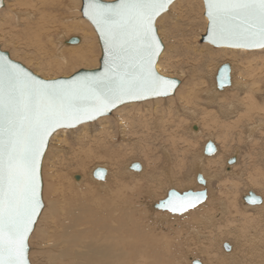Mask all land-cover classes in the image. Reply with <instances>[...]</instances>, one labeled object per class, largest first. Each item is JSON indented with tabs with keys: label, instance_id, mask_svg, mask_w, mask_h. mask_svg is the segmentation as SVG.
Wrapping results in <instances>:
<instances>
[{
	"label": "rangeland",
	"instance_id": "rangeland-1",
	"mask_svg": "<svg viewBox=\"0 0 264 264\" xmlns=\"http://www.w3.org/2000/svg\"><path fill=\"white\" fill-rule=\"evenodd\" d=\"M6 1L7 2L4 5L5 7H3L2 10L0 11V44L4 45L3 47L12 54L14 59H17L22 63L24 62V64L26 66H28L33 71L39 73L40 75H42L45 78H56V77H61V76H68V75H71L73 72L75 73V71L80 70V68H82V67L83 68H92V67H95L98 65V58L101 55V51H100L99 44H97L98 40L95 38V35H93V39H91V41L93 43V47H92L93 54L89 55V58L93 59L92 62H90V63H85V62L75 63V64H71L69 66H65L64 64H66V63L64 62V63H62L61 66H54V65H56L55 60L51 56L52 50L55 51L52 38H50V37L46 38L44 40L45 45H43L42 42H34L33 37L29 31V30L32 31V29H33L30 22L24 21L23 19L20 20V18H17V16L15 15L16 11H19V12L24 11L23 10L24 8L20 6V3H22L24 0H15V1L14 0H6ZM66 2L69 3V5L67 6L68 10L65 8V9H63L64 11L61 10L59 12H55L57 15L58 14H60L61 16L66 15L68 20H70L69 22H71V23L77 22L80 24L86 23L87 25H90L89 22L85 18H83L82 14L80 13L81 12L80 11L81 0H66ZM76 4H78V6ZM175 4L176 5L178 4L179 6L178 5L176 6ZM174 5H172L171 10H169L168 12H166L165 14L160 16L158 19V23H157L158 30L160 33V37L162 38L164 45H165L164 51L161 54L158 65L160 66V68H159L160 71L163 72L164 74L169 75V76L178 77V78H181L183 80V85H182V87L181 86L179 87L178 94L173 95V96L168 97V98H158V99L147 100V101L139 102V103L125 104V105L119 107L118 109H116L115 111H113L114 114L112 113V115L103 118L104 120L101 119V120H98V121L93 122V123L85 124L84 126H80L78 128H75V129H68V130L65 129L66 131H64V130L58 131L56 133V136H54L52 138V142L50 143L49 148L47 150V153L45 155V158L43 160V180H44L43 198H44L45 206L47 204V208L51 211V210H55V209L56 210L63 209V208L65 209L66 206H68V204L66 202L67 197L70 195V193L73 194L74 192L75 193L77 192L76 193L77 195H79V194L81 196L84 195L85 198L89 199V200L93 199V198L99 199V197H100V200H97L98 201L97 204L101 208L106 207V203H108V202L110 203V199L112 200V198H113V201L115 200L114 203H117V206H118L119 204L123 203L122 201L125 200L124 197L126 198L127 195H128V197H131V196L134 197L135 195H137V198L139 197L140 201H142V203L140 204L139 199H138L136 201V203L133 202V203L129 204L131 206V208L134 210V213L132 211V213L127 214L129 216V220L131 221L132 226H133V228L129 229V231H128V235H131V238H133V239H131L130 244L133 247H136V249H139V247H140L141 249H139V250H141V252H143V254H151L152 255V253H154L155 255L153 254L152 256L155 258H159L161 260V264H190V261H192L191 257L203 258V256L198 253L199 251L193 252L195 250V248H194L195 245H197V243H196L197 238L191 232V228L193 226H195V228L199 227L198 223H197V221H195L194 223H191L192 220H189L190 216H186V215L191 214L195 210H193L192 212L185 213V214H175V213H172L170 211H162V210L156 208L155 212L158 211V213H155V212L154 213H155L156 217H158V218H156L155 216H152V214H154V213L152 211V208L151 209L148 208L149 207L148 204L151 201H153L154 199L158 200V201L163 200L168 194L166 192V189L170 187L171 183H169V181H167L168 179L167 180L162 179L163 180L162 185H161V183L160 184L153 183L154 181H152V183H151V181H149V176L151 177L152 174H154V175L156 174V176H158L157 174H158V172H160V169L164 170L166 168L165 164L171 163V166L174 170V174L176 173L175 175L178 176L180 180H182L181 181L182 185L179 186L180 191L188 190L189 188H192L194 191L204 190L205 188H208V190H207L208 194H209L208 199H211L212 202H215L216 200L219 201V200L226 198V197L229 198L230 194L236 195V197L238 198V201L241 202V197L245 194V192L247 191L248 188H249V190H254L257 193L264 195V177L259 176V174L261 172L259 170H263L261 174H264L263 173L264 172V148H263L264 147V135H263L264 129H262L261 132H256L253 135L254 137H251L248 139L244 133L240 135V133H239L240 128L238 126L233 127L234 129L232 128L231 130H229V133L225 134V130L222 129V127H223L222 123L225 124V123H227L226 120H228V119H226L227 115L225 112V110H226L225 106L221 107L222 109L224 108L223 111L225 114V116H222V112H219L221 110H220V107L218 104H215V102L212 104H208V105L205 104V99H206L205 97H207L206 90H208L210 88V85L215 82V80H216L215 79V76H216L215 72H217V70H218L217 68L221 64L228 62V60H229V62H232L233 64L235 63L233 60H235L237 62V63H235L234 66H235V76L237 77V79L239 78L238 79L239 82L241 79H243V75L246 74V72H245L246 69L244 66H248V68H250V71L252 73L255 72L254 76L258 77V79L260 81V84L258 87L261 89V91H259V93H258L260 95L259 96L260 102L264 101V73H263L264 70H262L264 68V49L257 51L255 53V55H256V57H255V55L252 54L251 52H244V51L243 52L242 51L233 52V51H229L228 48H226V49L225 48H216L211 44L209 45L206 43H202L200 41L201 35L204 34V32L206 30V26H207V19L204 16V12H203L204 11L203 0H194V1L190 0V2L189 1L185 2V0H177L174 3ZM70 6L72 8L76 7L77 9L73 8L75 10H73V9L71 10ZM180 7H181V9H180ZM18 8H21V9L18 10ZM169 12L172 14L169 15L170 14ZM34 18H35V16H34ZM34 21H36V19ZM27 25H28V27H27ZM27 30H28V34H26ZM78 34H79V36H81V31L64 30L63 34H60L61 36L59 38H62L63 36L66 37L69 35L75 36ZM93 34H94V31H93ZM55 38H57V37H55ZM47 48H50V49L48 50ZM44 49L46 50L47 53H49L48 55H46L44 53V51H45ZM233 53H235L236 56L238 54L239 55L237 57H235V56H233ZM228 54L230 55V57H228L229 56ZM248 56H249V58H248ZM257 57H258V59H257ZM56 58H58V57H56ZM240 60H242V61H240ZM261 61H263V62H261ZM244 62H245V64H243ZM250 62H251V64H250ZM57 64H59V63H57ZM249 64L252 66L254 65V66L251 67ZM50 65L53 67L50 68L49 67ZM260 66L263 68H261ZM252 69H254V70H252ZM243 70H244V72H243ZM256 72L259 74H256ZM232 91H233V93L235 92L234 93L235 95L232 93ZM232 91L229 92V95H231L232 97L230 96L227 99L220 100V101L221 102L222 101L223 102L224 101H230V100H232L233 97H234L233 99H236V97H238L239 95L244 96L243 95L244 92H242L240 89H238V91H237V89L232 90ZM190 92H192L191 97L192 98L194 97L193 99H190V104H189V107H191L190 110H194L195 108L197 111L201 110V111H199V115L197 112L195 117H192L190 110L188 108L186 110L185 107H187V106H184L186 101L188 100ZM199 92H201L202 94ZM223 93H228V91H224ZM236 93L239 95L237 96ZM179 96H180V98H181V96H184L181 98V100L184 99V101H181ZM199 98H200V100H199ZM195 103L196 104L199 103V104L196 106ZM193 104H194V107H193ZM201 105H202V108H201ZM203 106L206 107V111L203 110V108H204ZM122 107H124V108H122ZM181 107H183V109ZM123 109H127V114H126V111L125 112L122 111ZM166 109H168V110H166ZM130 110H132V111L130 112ZM183 110H184L185 114H183V112H182ZM178 111H181L180 112L181 114ZM185 111L186 112L188 111L187 113H190V115L187 114ZM128 112H129V114H128ZM144 112H145V116H144ZM210 112L213 113V115H209L208 113H210ZM131 113H133V114H131ZM137 113L139 115L140 114L142 115V116L140 115L141 118H140V116H138ZM207 114H208V117H206L205 119H201L202 118L201 116H207ZM127 115H129L131 117H128ZM169 115H170V117H169ZM179 115H181V117ZM215 115H217V118L215 117ZM209 116H210V121H212V123L214 125H216L217 123L220 125V126L217 125L216 129H215V126H213V125L209 124L211 127L209 125L208 126L210 129L211 128L213 130L215 129V132L216 131L218 132L219 135L216 133L215 137L218 136L220 139L218 137L217 138L212 137V139L216 140V141L218 140L217 144L220 145L219 147L222 148L221 153L222 152L223 153L219 154L221 157L218 155L217 158L215 157V158L210 159V160H209V158L205 159L204 168H205L206 172L212 178H211V182L208 185H203L198 181V179L196 181H194L193 176L195 174V169L191 170L192 169L191 167H192V163H193L192 161L197 156L196 154H198L199 152H200V154L203 153V147H204L203 144L205 143L206 138L208 136V131L206 130V127H207L206 126V122H207L206 120L209 118ZM218 116H220V118ZM127 117H128V119H127ZM145 117L147 118V120L145 119ZM133 118H134V121H133ZM137 118H140V119L137 120ZM108 119H109V121H106ZM118 119H119V121H118ZM178 119H179V121H178ZM199 119H201V121ZM129 120H130V122L133 121L130 124L135 126L134 128L137 129L136 131H132V130L130 131L129 127H127V125H129ZM143 120H146V122H144ZM181 120L182 121L184 120V121L180 122ZM214 120H215V122H214ZM104 122H105V124H104ZM179 122L183 124L181 127H178L175 125V124H178ZM195 122H198V123L201 122L200 124H202L203 126L205 125L203 127V129L205 130L204 131L205 135L202 133L201 137H197L194 135L192 137L190 136L191 133L188 130L193 125L196 124ZM99 123H101V124H99ZM136 124H137V126H136ZM108 125H110V127ZM102 129L104 132L102 131ZM104 129L105 130L107 129L106 130L107 134L105 133ZM237 131H238V133H237ZM131 132H132V134H130ZM171 132H172V134H171ZM100 133H102L101 137L99 136ZM139 133L140 134L142 133V135H140ZM109 134H111V135H109ZM106 135H108V136H106ZM172 135H174V137ZM103 136H106V137H103ZM97 137L101 138L103 140H101V139L99 140V139H97ZM79 138H80V140H79ZM173 138H175V139H173ZM171 139H173V140H171ZM253 139H254V141H253ZM110 140L112 142V143L110 142L111 144L109 143ZM189 140L191 143L189 142ZM102 141H104V142H102ZM133 142L135 143V145L132 144ZM141 142H142V144H141ZM100 143L102 144L103 147L105 145V147H106L105 149H107L108 151L110 149V152H112V153L116 154V152L118 153L119 150H120V153L122 151V153L120 154V158L116 159V157H119V155L116 154L115 157H112L110 159H103V160L101 159L102 160L101 162H100V160H97V159H99L98 157L100 155L98 153L101 152V154L103 155V153L105 151V150H103L102 146L100 149L98 148ZM105 143L108 145L106 146ZM131 144H132V147L129 148V146H131ZM222 144H224V145H222ZM119 145L121 147H119ZM147 146L149 147V149L146 151V153H144L143 150L147 149ZM87 147H88V149H87ZM94 147H96V148H94ZM156 147H157V149H156ZM90 148H91V150H90ZM237 148H239L240 152L242 150V153H241L242 154L241 155L242 160L240 159L241 160L239 163L240 165L237 164L235 166L236 167L235 173H237V171L241 170V171H239L238 174L235 175L234 173H232V174L230 173L232 169L226 170V167H227V164H226L227 158L226 157L228 156L230 158L231 156H233ZM94 149L95 150L97 149V151H96V152H98L96 154L97 156H95L96 152ZM132 149H134V151ZM166 149L169 150L171 155H167V153L165 151ZM124 150H125V152H124ZM135 150H137V151H135ZM80 152H81V154H80ZM93 152H95V153H93ZM147 153H148V155H147ZM81 155H82V157H81ZM87 156H88V158H86ZM92 156H93V158H92L93 160L91 159ZM100 157H101V155H100ZM114 158H115L117 163L114 162L115 161ZM81 159L83 161L88 160V162L86 164V167H87L86 170H83L79 166L77 167L76 161H79ZM118 159H120L119 163H118ZM215 159L217 161H215ZM82 160H81V162H82ZM104 160H106V162H104ZM107 160H109V162ZM110 160H112V161H110ZM129 160L130 161L135 160V161H139V162H145L146 172L143 175H139V176L127 177V175H126L125 178H127V180L124 178L125 179L124 182L126 181L127 184L125 182V185L123 187H121L120 190L117 187L115 188L116 183H115V180L113 179L114 176L109 181L110 185L103 187L104 189L103 188L101 189L102 186L95 183L89 177L90 176L89 172H90L91 168L93 166H95L96 164L98 165V163L100 164L103 162V163L107 164L108 166L110 165L111 167L110 166L109 167L111 168V170H113V175H115L117 170H118L117 172L123 171L122 165H125V163L128 162ZM207 160L209 162L210 161L211 162L208 163ZM256 161L259 163V165H257L258 163ZM181 162H182V164L185 162V164H184L185 166H182ZM118 164H119V166H118ZM253 166H254V168H253ZM237 168H239V169H237ZM248 171H250V172H248ZM151 172H152V174H151ZM253 172L255 174H253ZM76 173L83 176V179H82L83 182L81 185L72 186L73 187L72 188V187H70V182L72 181V179L74 181H76L73 177L74 174H76ZM148 173L150 175H148ZM256 173H257V175H256ZM239 174H241L242 176H240ZM248 176H251L252 180H250V177H248ZM161 177L164 178L163 176H161ZM258 178H259V180H258ZM111 181H113V182H111ZM128 181L130 184L128 183ZM183 181H184V183H183ZM253 181L255 183H253ZM164 183H165V185H164ZM133 184H136V185H134V187L131 188L133 186ZM188 184L191 186L189 187ZM82 185H85V186H82ZM126 185H128L127 186L128 189H127ZM129 187L131 189H129ZM106 188H108V189H106ZM123 188H125L127 190L124 189V191H123ZM152 188H154L153 192L155 193V195H153L151 197L150 196L151 194H149V190H152ZM134 189H135V191H134ZM110 190H111V192H110ZM122 191H123V195H121ZM117 196L119 199L121 198L120 201H118ZM211 196H212V198H211ZM101 198H103V199H101ZM230 198H231V196H230ZM65 202H66V204H65ZM100 202L102 205L100 204ZM206 202L204 203V205H200L199 207L195 208V209L199 210V211H197L198 215L196 214L197 215L196 219L198 221L200 220V218L201 219L203 218L202 216L205 217V215H207L205 213H211L210 212L211 210L209 211L208 210L209 208H206V206H207ZM62 203H64V204H62ZM151 203H153V202H151ZM142 207H143V209H142ZM64 209L61 210L62 211L61 212L62 217L67 212V209H66V211ZM136 209H137V211L139 209V212H137ZM251 213H254V211H251ZM48 216L49 215H47V216L45 215V220H42V218H41V220H40L41 222H39L38 228L36 230H34L35 232H33V234L31 235V238H30V247H31L30 259H31V262L33 264H64V263L66 264L67 262L70 261L71 257L66 256L65 258H63L61 256H58L59 248L56 245H54V243L60 244L62 239L58 238L57 240H53V239L50 240L49 238H47V235L44 233L45 229H47L49 227L48 225H49L50 218L48 219ZM152 217H154V218H152ZM136 218H138V219H136ZM65 219H66V215H65ZM134 219H136V220H134ZM257 219H262L260 217V214L257 216ZM62 220H64V219L62 218ZM154 220H155V222H154ZM162 222H164L165 224L164 223L161 224ZM243 222H245V221H243ZM226 223H228V222H226ZM169 224H171V225H169ZM187 224H189V225H187ZM142 225H144V226H142ZM156 225L158 228L156 227ZM224 225H228V224H223V226ZM151 226L153 227V229ZM231 226H233V224H231ZM134 228H135V230H133ZM148 228H150V229H148ZM139 229H141V230H139ZM146 229H148V230L146 231ZM39 230H40V232H39ZM156 230H158V231L156 232ZM250 230L253 232L256 231L255 230V224H251ZM201 231L203 232V229ZM98 233H103L104 236H106L108 234L107 229L103 228V227H101V228L98 227L96 235ZM138 235H139V237H138ZM164 235H165V238L171 237V240L174 242H172L171 246H169L165 243L167 245V247L162 248L163 250L158 252V250H155V249L160 248V246L157 245L158 243L153 244V246L151 247V244L149 242H150V240H152V238L157 237V236H158L157 238L162 237L164 239ZM197 237H198V235H197ZM100 238H102V237H100ZM138 238H139V241H138ZM172 238H174V239H172ZM96 239H98V238H96ZM140 239L142 241L145 239V241H143V242L146 245L148 244L150 246L148 247V245L146 246L145 244H143V242H141ZM229 239L230 238L224 239V240L226 242H231L233 240V239H230V240ZM220 241L221 240L218 239L216 242H213V241H210V239H208V238H207V240L204 239L202 236L199 239L198 245L199 246L200 245H207V242H208V246H204L205 250L204 249L203 250L205 251L204 253H206V252H207V254L211 253L210 255L208 254L209 256H211L217 251H219V254H220V250H221ZM203 242H204V244H203ZM209 242H210V244L212 243L211 244L212 246H214V249H211V251H210V249H208V247L210 246ZM136 243H138V244L136 245ZM142 245L144 246V248L142 247ZM157 246H159V247H157ZM218 247H220V248L218 249ZM147 250H149L150 253H147ZM134 251L136 252V250L133 249V251H132L133 253L132 252L131 253L135 255ZM135 256H137V254ZM204 258L206 259V256H204ZM57 259H60L63 261L61 262V261H58ZM137 259H139V257ZM148 260L152 261L153 259L148 257ZM54 261H56V263H53ZM130 263L133 264L132 261H130Z\"/></svg>",
	"mask_w": 264,
	"mask_h": 264
},
{
	"label": "bare ground",
	"instance_id": "bare-ground-1",
	"mask_svg": "<svg viewBox=\"0 0 264 264\" xmlns=\"http://www.w3.org/2000/svg\"><path fill=\"white\" fill-rule=\"evenodd\" d=\"M15 1V0H14ZM111 1V0H109ZM177 1V0H176ZM175 1V2H176ZM186 1H189L190 0H185ZM194 1V0H193ZM6 0H4V5L6 4ZM68 2V1H67ZM66 0H24L22 3H20V6L23 7L24 11H16L15 12V15L17 16V18H20V20H24V21H29L30 24L32 25L33 29L32 31H30V34L32 35L33 37V41L34 42H42L43 45H45V39L50 37L52 38V41L54 43V49L55 51L52 50V57L53 59L55 60V64L54 66H61L62 63H66L64 64L65 66H69L71 64H75V63H81V62H85V63H90L92 62L93 59H90L89 58V55L93 54V51H92V47H93V43L91 41V39H93V35H95V38L98 40V43L99 46H100V42H99V38H98V35L94 29V27L92 26V24L89 22L90 25H87L86 23L84 24H80V23H71L69 22L70 20H68V18L66 17V15H60V14H56L55 12H59L63 9H67V6L69 5V3H67ZM174 2V3H175ZM174 3L172 5H174ZM78 6V4H76ZM172 5L170 6L169 10H171V7ZM176 5V4H175ZM174 5V6H175ZM178 5V4H177ZM176 5V6H177ZM179 6V5H178ZM5 7V6H4ZM71 7V6H70ZM81 7H82V0H81ZM73 8H76V7H73ZM71 7V10L73 9ZM80 8V7H79ZM11 9V8H10ZM21 8H18V10H20ZM70 9V8H69ZM77 9V8H76ZM178 9V8H177ZM181 9V7H180ZM2 10V8L0 9V11ZM68 10V9H67ZM75 10V9H73ZM168 10V11H169ZM12 11V10H11ZM64 11V10H63ZM80 11H81V8H80ZM167 11V12H168ZM175 11V10H174ZM205 12V8H204V11ZM81 13V12H80ZM170 13V12H169ZM5 14V13H4ZM82 14V13H81ZM172 13H170L169 15H171ZM180 15V14H179ZM35 16V18H34ZM181 16V15H180ZM205 16V14H204ZM36 19V21H34ZM159 19V18H158ZM207 19V18H206ZM80 20V19H79ZM86 21V22H87ZM81 22V21H80ZM157 23H158V20H157ZM207 24H208V19H207ZM91 26V27H90ZM28 27V25H27ZM158 27V25H157ZM206 29H207V26H206ZM64 30H75V31H81V36L78 35H75L76 37H79V42L77 43H69V40L73 37L72 35H69V36H66V37H62V38H59L61 35L60 34H63V31ZM93 31H94V34H93ZM206 33V30L205 32ZM26 34H28V30L26 31ZM66 35V34H65ZM160 35V33H159ZM2 37V36H1ZM57 37V38H55ZM14 42V41H13ZM208 44V43H206ZM202 45V44H201ZM204 45V44H203ZM210 45V44H209ZM2 49L3 50H6L2 45ZM205 48V47H204ZM218 48V47H216ZM220 48H223V47H220ZM225 48V47H224ZM48 50L50 48H47ZM226 49V48H225ZM264 49V48H263ZM263 49H259V50H246V49H234V48H228L229 51H244V52H251L252 54L255 55V53L257 51H260V50H263ZM45 50V49H44ZM47 50V51H48ZM223 50V49H222ZM8 51V50H7ZM100 51H101V46H100ZM209 51V50H208ZM224 51V50H223ZM10 53V52H9ZM44 53L46 55H48L49 53L46 52V50L44 51ZM163 53V52H162ZM226 53V52H225ZM11 54V53H10ZM221 54V53H220ZM227 54V53H226ZM238 54V53H237ZM263 54V53H262ZM229 55V54H228ZM239 55V54H238ZM237 55V56H238ZM101 56H102V51H101V55L99 56L98 58V65L95 66V67H92V68H80L81 69H95V68H98L100 67V59H101ZM227 56V55H226ZM233 56L237 57L235 53H233ZM252 56V55H251ZM258 56V55H257ZM262 56V55H261ZM11 57L13 58L12 54H11ZM58 57V58H56ZM161 57V56H160ZM230 57V55L228 56ZM256 57V55H255ZM164 58V57H163ZM206 58V57H205ZM243 58V57H242ZM249 58V56H248ZM253 58V57H252ZM14 59V58H13ZM202 59V58H201ZM217 59V58H216ZM230 59V58H229ZM258 59V57H257ZM256 59V60H257ZM17 60V59H15ZM232 60V59H231ZM245 60V59H244ZM19 61V60H18ZM235 63H237L235 60H233ZM242 61V60H240ZM94 62V61H93ZM229 62V60H228ZM263 62V61H261ZM59 63V64H57ZM235 63L233 64L232 62H230L231 64V85L230 86H226L224 89L220 90L218 89L217 87V83H216V80L214 83H212L210 85V88L208 90H206V95L207 97H205V104H212L215 102V104H218L219 107H220V110L219 112H222V116H225L224 114V111L223 109L221 108L222 106H225V112H226V120L227 123H222L223 127L222 129L225 130V134L226 133H229V130H231L233 127H239L240 130H239V133L240 135L241 134H245V136H247V139L248 138H251V137H254L253 135L256 133V132H261L262 129H264V101L260 102V95L258 94L259 91H261L259 87V84H260V81L258 79V77H255L254 76V73H252L250 71V68H248V66H244L245 67V72L246 74L243 75V79L240 80L239 82V78L237 79V77L235 76ZM24 64V62H23ZM52 64V63H51ZM93 64V63H92ZM245 64V62L243 63ZM251 64V62H250ZM249 64V65H250ZM262 64V63H261ZM251 67H253L252 65H250ZM50 68L53 67V66H49ZM243 67V66H242ZM261 67V66H260ZM160 66L157 65V69L160 71ZM219 68V67H218ZM217 68V69H218ZM263 68V67H261ZM254 70V69H252ZM264 70V68L262 69ZM79 71V70H78ZM78 71H75L78 72ZM161 72V71H160ZM244 72V70H243ZM261 72V71H260ZM34 73L40 75L39 73L35 72ZM163 73V72H162ZM217 73V72H215ZM242 73V72H241ZM264 73V72H263ZM74 72L71 74L73 75ZM164 74V73H163ZM244 74V73H243ZM256 74H259L256 72ZM255 74V75H256ZM71 75H68V76H64V77H69ZM42 76V75H40ZM169 76V75H168ZM43 77V76H42ZM171 77H174V76H171ZM45 78V77H44ZM216 78V76H215ZM46 79H50V78H46ZM181 79V78H180ZM183 85V80L181 79V83L180 85L177 87L175 93L173 95H177L178 94V89L179 87L181 86L182 87ZM230 88V89H229ZM263 88V87H262ZM229 89V90H228ZM238 91V89H240L242 92H244V96H241L239 94H237L238 97H236V99H233L230 100V101H220V100H225L227 99L228 97H230L231 95H229V92H231L232 90H236ZM192 91V90H191ZM195 91V90H194ZM224 91H228V93H223ZM201 93V92H199ZM233 93V91H232ZM235 93V92H234ZM233 93V94H234ZM181 94V93H180ZM202 94V93H201ZM228 94V95H227ZM241 94V93H240ZM172 95V96H173ZM192 95V92H190L189 94V97H188V100L186 101L185 105L184 106H187L185 107V109L187 110V108L190 110L191 107H189V104H190V99H193L191 97ZM235 95V94H234ZM171 97V96H170ZM184 97V96H181V98ZM232 97V96H231ZM180 98V96H179ZM180 98V100H181ZM204 98V97H203ZM231 99V98H230ZM195 100V99H194ZM193 100V101H194ZM198 100V99H197ZM196 100V101H197ZM200 100V98H199ZM181 101H184L181 100ZM192 101V102H193ZM204 101V100H203ZM199 102V101H198ZM136 103V102H134ZM139 103V102H138ZM200 103V102H199ZM198 103V104H199ZM128 104H131V103H128ZM198 104L195 103V105L197 106ZM176 106V105H175ZM183 106V107H184ZM183 107H181L183 109ZM193 107H194V104H193ZM200 107V106H199ZM198 107V108H199ZM203 110L206 111V107L203 106ZM124 108V107H122ZM197 108V109H198ZM201 108H202V105H201ZM118 109V108H117ZM138 109V108H137ZM164 109V108H163ZM173 109V108H172ZM171 109V110H172ZM184 109V110H185ZM194 109V108H193ZM143 110V109H142ZM149 110V109H148ZM168 110V109H166ZM170 110V109H169ZM184 110L182 111L183 114L184 113ZM188 110V111H189ZM115 111V110H114ZM123 112L126 111V114H127V109H123L122 110ZM132 110H130L131 112ZM154 111V110H153ZM157 111V110H156ZM187 111V112H188ZM192 111V112H191ZM201 111V110H199ZM199 111L196 110V108L194 110H190V113H191V116L192 117H195V115L197 114L198 112V115H199ZM155 112V111H154ZM172 112V111H171ZM179 113L181 111H178ZM186 112V111H185ZM186 112V113H187ZM208 112V111H207ZM114 114V112H112ZM156 113V112H155ZM190 113H187L190 115ZM211 113V112H210ZM208 113L209 115H213V113ZM216 113V112H215ZM129 114V112H128ZM133 114V113H131ZM135 114V113H134ZM138 114V113H137ZM147 114V113H146ZM149 114V113H148ZM171 114V113H170ZM178 114V113H177ZM176 114V115H177ZM181 114V113H180ZM205 114V113H204ZM208 114L207 116H201L202 118L201 119H205L206 117H208ZM141 115V114H140ZM138 114V116H140ZM161 115V114H160ZM128 117H131L129 115H127ZM136 116V115H135ZM142 116V115H141ZM140 116V118H141ZM144 116H145V112H144ZM143 116V117H144ZM164 116V115H163ZM173 116V115H172ZM181 117V115H179ZM186 116V115H185ZM127 117V119H128ZM137 117V116H136ZM148 117V116H147ZM170 117V115H169ZM178 117V116H177ZM189 117V116H188ZM215 117L217 118V115H215ZM220 118V116H218ZM105 117H102L98 120H101ZM115 118V117H114ZM140 118H137L140 119ZM200 118V117H199ZM145 119L147 120V118L145 117ZM155 119V118H154ZM195 119V118H194ZM201 119H199L201 121ZM209 119V120H208ZM206 121V130L208 131V136L206 138V141L205 143L203 144V153L200 154V152L198 154H196L197 156L194 158V160L192 161V169L191 170H194L195 169V174L193 176V179L194 181H196L198 178V174L199 173H202L204 178L206 179V184L205 185H208L210 182H211V176L206 172L205 168H204V161L205 159H213V158H217V156L221 153V147H219L220 145L217 144V141L216 140H213L212 137L214 138H217L218 136L215 137V134L218 132L216 131L215 132V129L217 128V125H219L218 123L216 125H214L212 123V121H210V116ZM97 120V121H98ZM104 120V119H103ZM136 120V119H135ZM146 120H143L144 122H146ZM152 120V119H151ZM172 120V119H171ZM197 120V119H196ZM216 120V119H215ZM214 120V122H215ZM106 121H109L106 120ZM119 121V119H118ZM133 121H134V118H133ZM131 121V122H133ZM179 121V119H178ZM184 121V120H183ZM182 120L180 122H183ZM219 121V120H218ZM96 122V121H95ZM100 122V121H99ZM103 122V121H102ZM130 120H129V125H127V127H129V130L131 131H136L137 129H135L134 125L130 124L131 123ZM148 122V121H147ZM171 122V121H170ZM178 123V124H175L176 126L178 127H181L183 124L182 123ZM98 123V122H97ZM128 123V122H127ZM196 124L193 125L188 131L191 133L190 136L192 137L193 135L194 136H197V137H201L202 133L204 134V129L202 124L198 123V122H195ZM101 124V123H99ZM103 124V123H102ZM105 124V122H104ZM135 124V123H134ZM213 125L215 126V129L213 130L212 128L210 129L209 126L210 125ZM85 125V124H84ZM82 125V126H84ZM209 125V126H208ZM110 127V125H108ZM124 126V125H123ZM133 126V127H132ZM137 126V124H136ZM220 126V125H219ZM107 127V126H106ZM118 127V126H117ZM211 127V126H210ZM102 128V127H101ZM132 128V129H131ZM125 129V128H124ZM177 129V128H176ZM180 129V128H179ZM234 129V128H233ZM105 130V129H104ZM107 130V129H106ZM106 130H105V133H106ZM167 130V129H166ZM236 130V129H235ZM66 131V130H64ZM103 131V129H102ZM101 131V132H102ZM104 132V131H103ZM108 132V131H107ZM114 132V131H113ZM120 133V132H119ZM134 133V132H133ZM174 133V132H173ZM224 133V132H223ZM238 133V131H237ZM101 134L100 133V137H101ZM107 134V133H106ZM123 134V133H122ZM132 134V132L130 133ZM129 134V135H130ZM138 134V133H137ZM140 134V133H139ZM147 134V133H146ZM172 134V132H171ZM175 134V133H174ZM182 134V133H181ZM262 134V133H261ZM111 135V134H109ZM142 135V133L140 134ZM151 135V134H150ZM167 135V134H166ZM205 135V134H204ZM219 135V134H218ZM221 135V134H220ZM223 135V134H222ZM264 135V134H263ZM56 136V134L54 135ZM53 136V137H54ZM108 136V135H106ZM106 136H103V137H106ZM132 136V135H131ZM146 136V135H145ZM174 137V135H172ZM182 136V135H181ZM226 136V135H225ZM204 137V136H203ZM222 137V136H221ZM228 137V136H227ZM124 138V137H123ZM196 138V137H195ZM219 138V137H218ZM83 139V138H82ZM97 139H101V138H98ZM107 139V138H106ZM111 139V138H110ZM175 139V138H173ZM171 139V140H173ZM220 139V138H219ZM80 140V138H79ZM91 140V139H90ZM103 140V139H101ZM109 140V139H108ZM125 140V139H124ZM128 140V139H127ZM142 140V139H141ZM165 140V139H164ZM188 140V139H187ZM213 141L217 147V151L214 153V154H211V155H208L205 153V145L209 142V141ZM89 141V140H88ZM97 141V140H96ZM137 141V140H136ZM135 141V142H136ZM144 141V140H143ZM254 141V139H253ZM252 141V142H253ZM51 142H52V139H51ZM50 142V143H51ZM81 142V141H80ZM104 142V141H102ZM107 142V141H106ZM111 142V140L109 141V143ZM127 142V141H126ZM138 142V141H137ZM147 142V141H146ZM163 142V141H162ZM173 142V141H172ZM185 142V141H184ZM190 142V140H189ZM85 143V142H84ZM87 143V142H86ZM108 143V142H107ZM112 143V142H111ZM110 143V144H111ZM128 143V142H127ZM191 143V142H190ZM219 143V142H218ZM223 143V142H222ZM88 144V143H87ZM96 144V143H95ZM99 144V143H98ZM104 144V143H103ZM106 144V143H105ZM132 144L135 145V143L133 142ZM132 144L130 147H132ZM137 144V143H136ZM142 144V142H141ZM189 144V143H188ZM187 144V145H188ZM196 144V143H195ZM83 145V144H82ZM94 145V144H93ZM108 144H106L107 146ZM128 145V144H127ZM149 145V144H148ZM157 145V144H156ZM159 145V144H158ZM224 145V144H222ZM92 146V145H91ZM96 146V145H95ZM102 144L100 143L99 145V149L101 148ZM190 146V145H189ZM255 146V145H254ZM253 146V147H254ZM103 147V146H102ZM119 147H121L119 145ZM134 147V146H133ZM136 147V146H135ZM230 147V146H229ZM261 147V146H260ZM49 148V147H48ZM79 148V147H78ZM96 148V147H94ZM105 145L103 147V150L104 153L103 155L97 151V149L95 150V156H97L96 154H100L99 155V159L97 160H100V162L103 160V159H110L112 157H115V155H119V157H116L117 158H120V150L119 152L116 154L115 153H112L110 152V149L109 151L107 149H105ZM151 148V147H150ZM166 148V147H165ZM228 148V147H227ZM242 148V147H241ZM264 148V147H263ZM88 149V147H87ZM123 149V148H122ZM144 149V148H143ZM149 149V147L147 146V149H144L143 152L146 153V151ZM152 149V148H151ZM157 149V147H156ZM238 149V150H237ZM234 155L231 156L230 158L227 156L226 158V164H227V167H226V170H231V174L234 173L235 175L239 173V171L236 172V165L240 163V161L242 160L241 159V153H242V150L240 152L239 148H237ZM48 150V149H47ZM91 150V148H90ZM130 150V149H129ZM134 151V149H132ZM228 150V149H227ZM112 151V150H111ZM114 151V150H113ZM132 151V152H133ZM137 151V150H135ZM167 155H171L169 150L166 149L165 150ZM125 152V150H124ZM176 152V151H175ZM190 152V151H189ZM47 153V152H46ZM84 153V152H83ZM136 153V152H135ZM153 153V152H152ZM223 153V152H222ZM221 153V154H222ZM78 154V153H77ZM81 154V152H80ZM200 154V155H199ZM204 154V155H203ZM46 155V154H45ZM129 155V154H128ZM135 155V154H134ZM145 155V154H144ZM148 155V153H147ZM227 155V154H226ZM74 156V155H73ZM78 156V155H77ZM80 156V155H79ZM205 156V157H204ZM220 156V155H219ZM82 157V155H81ZM90 157V156H89ZM221 157V156H220ZM219 157V158H220ZM223 157V156H222ZM45 158V157H44ZM80 158V157H79ZM88 158V156L86 157ZM93 158V156L91 157V159ZM95 158V157H94ZM192 158V159H193ZM102 159V160H101ZM241 159V160H240ZM82 160V159H81ZM81 160L79 161H76L77 163V167H81L83 170H86V164L88 162V160ZM93 160V159H92ZM115 160V158H114ZM119 160L118 159V163H119ZM185 160V159H184ZM109 162V160H107ZM112 161V160H110ZM208 161V160H207ZM215 161H217L215 159ZM255 161V160H254ZM99 162V161H98ZM104 162H106V160H104ZM116 162V160L114 161ZM133 162H139V161H128L125 163V165H122V168H123V171L122 172H117L116 171V176L113 175V170H111V166L109 167L107 164L105 163H98V165L96 164L95 166H93L89 172V177L91 180H93L95 183H97L98 185H101V189L103 187H106L107 185L109 186V181L111 180V178L113 177V179L115 180V183H116V186L115 188L117 187L119 190L121 189V187H123L125 185V182L124 180L127 178V177H131V176H139V175H143L145 172H146V164L145 162H139L140 165H141V170H135L133 167H132V163ZM211 162V161H210ZM208 161V163H210ZM213 162V161H212ZM257 162V161H256ZM117 163V162H116ZM258 163V162H257ZM173 164V163H172ZM182 164V162H181ZM185 162L182 164V166H185L184 165ZM213 164V163H212ZM255 164V163H254ZM210 165V164H209ZM240 165V164H239ZM259 165V163L257 164ZM105 167L107 169V175L105 177L104 180H100L98 178H95L93 176V170L97 167ZM119 166V164H118ZM255 166V165H254ZM253 166V168H254ZM165 169L162 170L160 169V172H158V176H156V174H152L151 172V177L149 176V181H154L153 183H158L162 185V182L164 180H167L169 181V183H171L170 187L166 189V192L169 194L172 190H177V191H180V188L179 186H181L182 184V180L179 179L178 176H176L174 174V170L171 166V163L169 164H165ZM213 167V166H212ZM258 168V167H257ZM120 169V168H119ZM152 169V168H151ZM239 169V168H237ZM249 170V169H248ZM253 171V170H252ZM256 171V170H255ZM258 171V170H257ZM261 171L259 176H262L264 177V174H261L263 170H259ZM136 172V173H135ZM155 172V171H154ZM157 172V171H156ZM250 172V171H248ZM82 173V172H81ZM150 173V172H149ZM148 173V175H150ZM160 173V174H159ZM244 173V172H243ZM252 173V172H251ZM264 173V172H263ZM85 174V173H84ZM242 174V173H241ZM241 174H239L240 176H242ZM253 174H255L253 172ZM79 174H74V179L76 181H74L72 179V181L70 182V187L72 186H76V185H81L82 184V179H83V176L79 175L80 178L79 179H76V176H78ZM129 175V176H128ZM249 175V174H248ZM257 175V173H256ZM42 176H43V169H42ZM86 176V175H85ZM161 176H163L164 178H162ZM250 177V180H252L251 176H248ZM257 177V176H256ZM255 177V178H256ZM85 178V177H84ZM125 178V179H124ZM134 178V177H133ZM260 178V177H259ZM258 178V180H259ZM81 179V180H80ZM257 179V178H256ZM255 179V180H256ZM131 180V179H130ZM85 182V181H84ZM113 182V181H111ZM124 182V183H123ZM259 182V181H258ZM43 183H44V180H43ZM129 183V181H128ZM148 183V182H147ZM184 183V181H183ZM187 183V182H186ZM253 183H255L253 181ZM261 183V182H260ZM127 184V182H126ZM130 184V183H129ZM134 185L136 184H133V186L131 188L134 187ZM165 185V183H164ZM189 185V184H188ZM187 185V186H188ZM204 185V184H203ZM82 186H85V185H82ZM81 186V187H82ZM128 185H126L127 187ZM191 185H189L190 187ZM258 186V185H257ZM256 186V187H257ZM111 187V186H110ZM168 187V186H167ZM73 188V187H72ZM71 188V189H72ZM79 188V187H78ZM114 188V187H113ZM129 187V189H131ZM104 189V188H103ZM108 189V188H106ZM111 189V188H110ZM125 188H123V191H124ZM128 189V187H127ZM125 189V190H127ZM191 190H193L192 188H189ZM188 189V190H189ZM251 189V188H250ZM43 190H44V186H43ZM75 190V189H74ZM90 190V189H89ZM154 188H152V190H149V194H151L150 196L152 197L153 195H155V193L153 192ZM208 188H205L204 190H196V191H205L206 192V198L203 202L199 203L197 206L191 208L189 211H187L186 213L188 212H192L193 210H195L194 212H192L191 214L189 215H186V216H190V219L189 220H192L191 223H194L195 221H197L198 223V226L197 228H195V226H193L191 228V232L193 233V235L196 236V240H197V245H195V250L193 252H197L199 251L198 253L200 255L203 256V258H198V257H191L192 261H190V264H193V261L194 260H200L202 262V264H264V195L262 194H259L257 192H255L254 190H249V188L247 189V191L245 192V194L241 197V202L238 201V198L236 197V195L234 194H230L229 195V198H223L219 201H215V202H212L211 199H208L209 197V194H208ZM94 191V190H93ZM123 191H122V194L123 195ZM135 191V189H134ZM184 191H187V190H184ZM184 191H180V192H184ZM194 191V190H193ZM111 192V190H110ZM75 193V192H74ZM72 194L70 193V195L67 197L66 199V202L68 204V206H66V208L64 209L66 211L67 209V212L65 213L66 215V219H65V215L62 217V214H61V210L63 209H59V210H49L47 208V204L46 206L44 205V209L39 217V220L36 224V227L34 230H36L38 228V224L39 222H41V218L42 220H45V215H49L48 216V219L50 218L49 220V227L47 229H45L44 233L47 235V238H49L50 240L53 239V240H57L58 238H61L62 241L60 242V244H57V243H54V245H56L58 248H59V253H58V256H61L63 258H65L66 256H70L71 259L69 262H67L66 264H131L130 261H132L133 264H161V260L159 258H155L153 257L152 255L154 253L151 254H143V252H141V249L139 247V249H136V247H133L130 242H131V235H128V231L129 229H132L133 226H132V223L131 221L129 220V216L127 214L129 213H134V210L131 208V206L129 204L135 202L139 199V203L141 204L142 201H140V198L138 197L137 198V195H135L134 197H127L125 198L124 196V201H122L123 203L119 204L117 206V203H114L113 201V198L112 200L110 199V203H106V207L104 208H101L99 207V205L97 204L98 201L97 200H100V197L99 199H86L85 196H81L80 194L77 195L76 193L75 194ZM92 193V192H91ZM90 193V194H91ZM121 193V192H120ZM131 193V192H130ZM135 193V192H134ZM230 193V192H229ZM84 194V193H83ZM102 194V193H101ZM112 194V193H111ZM147 194V193H146ZM157 194V193H156ZM168 194L167 196L163 199V200H153L151 202L153 203H149L148 201V208H152V211L153 213L155 212V209H160L158 207H156L157 204H159L160 202H164L167 197H168ZM130 195V194H129ZM250 195H255V196H258L261 201L259 202H250L247 198H249ZM109 196V195H108ZM147 196V195H146ZM231 196V198H230ZM233 196V197H232ZM121 197V196H120ZM141 197V196H140ZM118 198V196H117ZM116 198V199H117ZM212 198V196H211ZM103 199V198H101ZM230 199V200H229ZM248 201H247V200ZM44 200V198H43ZM121 198L119 199L118 198V201H120ZM123 200V199H122ZM134 200V201H133ZM207 201V202H206ZM53 202V201H52ZM61 202V201H60ZM59 202V203H60ZM65 202V204H66ZM146 202V201H145ZM207 203V206L206 208H209L208 210L211 212V213H205L207 215L202 216L203 218L198 221L196 218H197V211H199L198 209H195L197 207H199L200 205H204V203ZM45 204V202H44ZM64 204V203H62ZM61 204V205H62ZM101 204V202H100ZM59 205V204H58ZM102 205V204H101ZM121 205V206H120ZM129 205V206H128ZM137 205V204H136ZM60 206V205H59ZM120 206V207H119ZM144 206V205H143ZM151 206V207H150ZM53 207V206H52ZM62 207V206H61ZM143 209V207H142ZM149 210V209H148ZM162 211H170V210H164V209H160ZM203 210V209H202ZM207 210V211H208ZM137 211V209H136ZM147 211V210H146ZM251 211H254V213H251ZM139 212V209L138 211ZM171 212V211H170ZM203 212V211H202ZM206 212V211H205ZM51 213V214H50ZM141 213V212H140ZM155 213H158V211H156ZM152 214V216H155L156 215ZM173 213V212H172ZM194 213V214H193ZM137 214V213H136ZM142 214V213H141ZM185 214V213H183ZM197 214V215H196ZM260 214V217L262 219H257V216ZM133 215V214H132ZM51 216V217H50ZM135 216V215H134ZM151 217V216H150ZM161 217V216H160ZM199 217V216H198ZM62 218L64 220H62ZM154 218V217H152ZM151 218V219H152ZM158 218V217H156ZM162 218V217H161ZM236 218V219H235ZM138 219V218H136ZM134 219V220H136ZM153 220V219H152ZM161 220V219H160ZM245 222H243V221ZM142 221V220H141ZM150 221V220H149ZM159 221V220H158ZM47 222V221H46ZM45 222V223H46ZM153 222V221H152ZM155 222V220H154ZM160 222V221H159ZM158 222V223H159ZM228 222V223H226ZM157 223V224H158ZM164 222H162L161 224H163ZM62 224V225H61ZM146 224V223H145ZM165 224V223H164ZM223 224H228V225H224ZM231 224H233V226H231ZM251 224H255V232L251 231L250 230V226ZM148 225V224H147ZM151 225V224H150ZM153 225V224H152ZM171 225V224H169ZM189 225V224H187ZM140 226V225H139ZM144 226V225H142ZM155 226V225H154ZM159 226V225H158ZM98 227H103V228H106L107 229V232L108 234L106 236L103 235V233H98L96 235V232H97V229ZM152 227V226H151ZM157 227V225H156ZM160 227V226H159ZM172 227V226H171ZM190 227V226H189ZM158 228V227H157ZM161 228V227H160ZM150 229V228H148ZM146 229V231L148 230ZM153 229V227H152ZM203 229V232L201 231ZM135 230V228L133 229ZM141 230V229H139ZM144 230V229H143ZM155 230V229H154ZM159 230V229H158ZM156 230V232L158 231ZM162 230V229H161ZM151 231V230H150ZM178 231V230H177ZM35 232V231H33ZM40 232V230H39ZM162 232V231H161ZM206 233V234H205ZM33 234V233H32ZM142 234V233H141ZM144 234V233H143ZM147 234V233H146ZM151 234V233H150ZM164 234V233H163ZM176 234V233H175ZM179 234V233H178ZM191 234V233H190ZM134 235V234H133ZM154 235V234H153ZM152 235V236H153ZM198 235V237H197ZM135 236V235H134ZM194 236V237H195ZM203 236L204 239L207 240L210 239V241H213V242H216L218 239H220V245H221V250H220V254H219V251L217 252H213L214 254L209 256L206 253H204L205 249H204V246H208V242H207V245H198L199 243V239ZM41 237V236H40ZM86 237V238H85ZM102 237V238H100ZM139 237V235H138ZM148 237V236H147ZM158 237V236H157ZM157 237H154L152 238V240H150V244H151V247L153 246V244H157L160 246V248L158 249H155V250H158V252L162 251L163 249L162 248H166L167 245L171 246L172 241L171 240V237H168V238H165V235H164V239L162 237L160 238H157ZM31 238V236H30ZM30 238H29V242H30ZM98 238V239H96ZM135 238V237H134ZM181 238V237H180ZM233 239L231 242H226L224 239ZM46 239V238H45ZM149 239V238H148ZM174 239V238H172ZM229 239V240H230ZM138 241H139V238H138ZM137 241V242H138ZM141 242L145 241V239L142 241L140 239ZM209 241V240H208ZM164 242V243H163ZM201 242V241H200ZM147 243V242H146ZM167 245H166V244ZM202 243V242H201ZM30 244V243H29ZM138 243H136L137 245ZM143 244H145L143 242ZM204 244V242H203ZM212 244V243H211ZM209 242V247L208 249H214V246H212ZM229 245V249H226L225 248V245ZM59 245V246H58ZM140 245V244H139ZM146 245V244H145ZM148 245V244H147ZM146 245V246H147ZM190 245V244H189ZM215 245V244H214ZM150 245H148L149 247ZM157 246V247H159ZM191 246V245H190ZM142 247L144 248V246L142 245ZM142 248V249H143ZM220 247H218L219 249ZM133 249L136 250L135 252V255L137 254V256H135L134 254H132L133 252ZM148 249V248H147ZM191 249V248H190ZM204 249V250H203ZM216 249V248H215ZM30 250H31V247H30ZM49 251V250H48ZM213 251V250H212ZM117 252V253H116ZM132 252V253H131ZM153 252V251H152ZM157 252V253H158ZM147 253H150L149 250H147ZM156 253V254H157ZM198 254V255H199ZM155 255V254H154ZM160 255V254H159ZM118 256V257H117ZM146 256V257H145ZM161 256V255H160ZM197 256V255H196ZM204 256H206V259L204 258ZM139 257V259H137ZM148 257L153 259L152 261H149L148 260ZM29 259H30V251H29ZM58 261H63V260H60V259H57ZM65 260V259H64ZM130 260V261H129ZM31 261V259H30ZM149 262V263H148ZM53 263H56V261H54ZM31 264H33L31 262ZM65 264V263H64Z\"/></svg>",
	"mask_w": 264,
	"mask_h": 264
},
{
	"label": "snow or ice",
	"instance_id": "snow-or-ice-1",
	"mask_svg": "<svg viewBox=\"0 0 264 264\" xmlns=\"http://www.w3.org/2000/svg\"><path fill=\"white\" fill-rule=\"evenodd\" d=\"M172 3L119 0L110 5L88 0L86 15L101 30L112 57V65H106L99 78L49 83L0 60V264H30L28 240L42 207L40 162L47 138L60 128L95 119L124 97L168 94L174 81L155 72L153 57L160 48L156 18ZM205 4L213 42L264 47V0H205ZM126 58H134L135 66ZM103 172L98 169L96 175L103 179ZM194 195L199 201L204 194ZM167 205L175 211L195 203L173 192Z\"/></svg>",
	"mask_w": 264,
	"mask_h": 264
},
{
	"label": "water",
	"instance_id": "water-1",
	"mask_svg": "<svg viewBox=\"0 0 264 264\" xmlns=\"http://www.w3.org/2000/svg\"><path fill=\"white\" fill-rule=\"evenodd\" d=\"M176 0H173V3L175 2ZM119 0H101V3H104V4H110V5H114L116 3H118ZM204 2V8H205V17L208 19L207 15H206V4H205V0H203ZM172 3V4H173ZM171 4V5H172ZM168 6V10L170 8V6ZM4 7V0H0V9ZM88 8V0H82V7H81V13H82V16L83 18H85L86 20H88L92 26L94 27L97 35H98V38H99V42H100V46H101V51H102V56H101V59H100V67L98 68H95V69H81L79 70L78 72L74 73L73 75L69 76V77H64V76H61V77H56V78H50V79H46L36 73H34V71L29 68L28 66H26L25 64H23L22 62L18 61V60H15L11 57V54L9 53V51L7 50H3L2 49V46L0 44V60H3V61H10L12 64H15V65H18L19 68L21 70H23L24 72L26 73H29L32 77H34L36 80H40V81H45V82H49V83H55L56 81H59L61 83H64V84H72L74 82H80V81H84L85 79H93V78H99L101 76H103L105 74V71H106V65L107 66H111L112 65V57L110 55V53L107 51L106 49V46H105V40H104V37L101 35V30L96 26V24L89 18L88 15H86V9ZM167 10V11H168ZM166 11V12H167ZM166 12H163L160 16H162L163 14H165ZM158 16L156 18V23H155V35L159 41V44H160V48H159V51H158V55L154 56L153 57V61H154V70L155 72L163 77L164 79L168 80V81H174V84L169 87L167 89V95H152L150 93H144L143 94V97L142 98H139V99H131V98H128V97H124L122 102L120 103H117L115 105V107H111L108 111H106L104 114L102 115H97L95 119H85L83 120V122L81 123H77L75 124V126L73 127H63V128H60L58 129L53 135L49 136L47 138V145H46V148L44 149V154L41 158V162H40V197H41V201H42V207L41 209L39 210L40 211V215L44 209V200H43V186H44V183H43V176H42V169H43V160H44V157H45V154L47 152V149L50 145V142H51V139L53 138V136L60 130H68V129H75V128H78L84 124H89V123H93L95 121H97L98 119L102 118V117H107V116H110L112 115V112L114 110H116L117 108L125 105V104H128V103H138V102H144V101H147V100H152V99H158V98H168L170 96H172L177 87L180 85L181 83V79L178 78V77H171V76H168L166 74H163L162 72H160L158 69H157V65L159 63V60H160V56L162 54V52L164 51V48H165V45H164V42L162 40V38L160 37L159 35V30H158V27H157V20L158 18L160 17ZM79 37H76V36H73L70 40H69V43H77L79 42ZM202 43H208V44H211L213 45L214 47H225V48H234V49H246V50H259V49H263L264 47H249L247 45H243L240 46V47H235V46H232L231 44L227 43V42H224V41H217V42H213V35H212V32H211V29L209 27V25L207 24V29H206V33L202 34L201 35V40H200ZM128 59V63L129 65H132L133 67L135 66V63L137 61L134 60V58H126ZM231 64L230 62H225L223 64H221L217 70V73H216V83H217V87L218 89L222 90L224 89L226 86H230L232 81H231ZM209 146H211V151L209 150ZM217 151V147L215 145V143L211 140L209 141L206 145H205V153L208 154V155H211V154H214L215 152ZM135 165V167H134ZM132 167L135 169V170H141V165L139 162H133L132 163ZM98 169H103L104 172H103V179H105L106 175H107V169L105 167H97L93 170V176L95 178H98L100 179L97 175H96V172ZM80 176H76V179H79ZM198 181L201 183V184H206V179L204 178L203 174L202 173H199L198 174ZM101 180V179H100ZM173 192H177V193H180L186 197H188L189 199H192L195 203V206H197L199 203L203 202L206 198V192L205 191H193L191 189L187 190V191H184V192H180V191H177V190H172L169 194H168V197L167 199L164 201V202H160L159 204L156 205V207L160 208V209H164V210H170L171 212L175 213V214H183V213H186L187 211H189L191 208L195 207V206H188V205H185L183 208H177L175 211L171 210L172 209V205H167V201L169 199V196L171 193ZM199 193H203L204 195L200 197L199 201H196V198H195V195L194 194H199ZM250 198H253L256 200V202H259L261 201V199L258 197V196H255V195H250L249 198H247L249 201H250ZM246 199V200H247ZM247 200V201H248ZM163 205H167L166 207L163 206ZM40 215L36 218V222L34 223V225L32 226V232L30 233L29 235V238L30 236L32 235L35 227H36V224L39 220V217ZM29 240H28V259H29V251H30V244H29ZM225 248L226 249H229V245H225ZM30 261V259H29ZM198 261L199 264H202V262L200 260H194L193 261V264H195V262ZM30 264H31V261H30Z\"/></svg>",
	"mask_w": 264,
	"mask_h": 264
}]
</instances>
